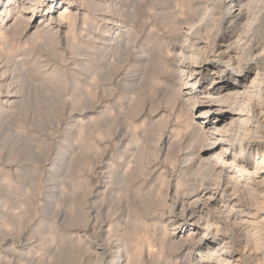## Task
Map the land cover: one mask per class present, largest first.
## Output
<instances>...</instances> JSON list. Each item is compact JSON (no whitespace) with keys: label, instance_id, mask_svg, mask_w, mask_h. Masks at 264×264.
<instances>
[{"label":"rangeland","instance_id":"obj_1","mask_svg":"<svg viewBox=\"0 0 264 264\" xmlns=\"http://www.w3.org/2000/svg\"><path fill=\"white\" fill-rule=\"evenodd\" d=\"M4 1L0 264H206L190 249L201 234L191 239L182 227L180 236L173 229L177 222L160 213L171 209L176 188L189 192L218 179L196 163L198 144L189 140L188 127L203 107L192 114L174 93L175 78L182 76L173 63L180 45L206 41L230 23H222V0ZM262 2L251 14L257 39ZM104 34L119 39H102ZM256 54L245 51L241 63L254 61L264 77V55ZM263 115L256 112L249 131L264 142ZM256 180L252 188L234 187L240 200L235 209L242 208L252 224L224 222L228 247L241 260L235 264H264V176ZM138 192H152L156 201Z\"/></svg>","mask_w":264,"mask_h":264},{"label":"bare ground","instance_id":"obj_2","mask_svg":"<svg viewBox=\"0 0 264 264\" xmlns=\"http://www.w3.org/2000/svg\"><path fill=\"white\" fill-rule=\"evenodd\" d=\"M9 1L12 0H5L4 2ZM260 1L262 2V0H248L245 2H243V0H222L227 8V16H225L226 18H224L225 20L222 23L225 25L226 19L230 23L227 26H222L219 31H216L212 38H208L206 41L195 39L189 44L187 43L180 45L178 48L179 51H177V54L175 55L176 57H174L176 60L173 63V72H175V74L180 73L182 76L181 78H175L178 79V81H175V83L177 82V87L175 86L177 89L176 91L174 90V93L179 95L180 98L182 97V101H184V104L188 106L187 109L192 114H194L193 108L195 106L203 107V110H201V112L196 115L198 116V120L195 121L193 117H190L191 123L190 127H188L190 135L189 140L198 144L196 145L197 148L195 147L196 163L206 166L212 173L215 174V176L218 177V179L214 183L209 182V184L201 182L199 187L197 186V188L195 187L189 192H178L179 190L176 188L172 194L170 193L171 196L174 197V200H172L171 209L168 211V213H166V216H164L165 213L162 211L160 213V217L164 221H176V227L173 229H178L177 231L180 236V228L182 229V227H185V230H189L188 237L191 239H194V233L201 234L197 240L193 242L190 249L199 256L200 261L203 260L205 261L204 263L207 262L206 264H230L231 262H234L235 264L238 261H241L240 258L238 259V256L230 250V247H228V240L223 230V226L227 222L226 220L235 221V223L241 222L242 225H247L248 222L252 221L248 218L247 214L244 212V210H242V208L241 211H237L235 209V206L239 205L238 201L240 200L237 198L238 196L235 195L234 191L236 189L234 190V187L236 184L241 183L245 187L252 188L257 182V177L264 176V142L260 141L258 138H256L254 133H250L249 131L251 130L253 123L257 121L256 112L259 111L260 114L264 112V77L260 69L254 64V61L250 63L248 62L247 66H243V62L241 63V57L245 51L250 50L256 52L258 56L264 55V25L262 27L263 29L261 28L262 30H260V33L258 32L260 34L259 39L255 37L253 38V35H251V29L254 28L252 27L254 22L251 23L252 7ZM56 2H58V0H56ZM22 7L24 9L26 8L24 6ZM44 9L45 7H43L44 12H48L50 13L49 15H52L51 11L49 12L47 8L45 10ZM1 13L3 14L4 11ZM73 14L76 15V12ZM73 14L69 17H73ZM64 15L65 13H63L61 16H58V18L61 19V17ZM66 16L68 18V14ZM49 18L51 19V16H49ZM2 21L3 20L1 19V22ZM73 21L71 20V23H73ZM237 24H239L238 27H236ZM111 28L112 25L108 29ZM116 35L117 34H110L107 38L104 34L102 39L113 40L114 38H118ZM117 42L118 45H124L122 40ZM187 42H189V40ZM200 51H202L201 53L204 54L200 55ZM178 55L180 56L179 59ZM240 130L242 131L241 136H238L237 134L235 135V133L239 132ZM210 152L215 154L214 158H210V156L207 155ZM244 152H246V155L243 154ZM195 153H193V155ZM252 154H254L252 159L253 162L248 158V156ZM258 165L262 166L263 168L257 169ZM247 167L252 168V171H248ZM110 173L112 175V172ZM114 176L116 175L114 174ZM118 177L117 180L120 181ZM124 185L126 184L124 183ZM122 188L119 190H125ZM145 194L149 197L147 199L148 201H153L155 199V195H152V192H144L142 194L138 192V195L141 197H145ZM165 196L167 197L168 193H166ZM145 201L142 202L144 203ZM143 203L141 205H143ZM146 203L148 202H145V204ZM212 209L217 210L219 216L223 215L220 216L222 218L214 215L211 212ZM137 229L140 228H136L134 230ZM245 232H247L246 229L244 234ZM254 232L256 231L254 230ZM254 232L251 233L252 238H255ZM128 235L129 233L126 234V236ZM131 235L133 234L131 233ZM246 236L249 237V235ZM245 240L246 238L244 241ZM255 240L252 241L255 242ZM256 245L257 244H255V247L252 245L253 249L256 248ZM114 246L116 247V245ZM117 246L119 247V245ZM128 252H126L127 256ZM122 253L124 256V252ZM136 255H138V253ZM111 257L112 256H109V258ZM127 261L129 262L128 259ZM130 262H134V260Z\"/></svg>","mask_w":264,"mask_h":264}]
</instances>
